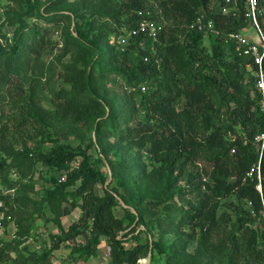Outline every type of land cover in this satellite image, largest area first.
<instances>
[{
	"label": "trees",
	"instance_id": "16d2710c",
	"mask_svg": "<svg viewBox=\"0 0 264 264\" xmlns=\"http://www.w3.org/2000/svg\"><path fill=\"white\" fill-rule=\"evenodd\" d=\"M260 4L264 9V0ZM223 7V0L116 2L100 14L128 31L138 30L145 20L163 25L155 39L142 32L122 50L101 46L106 34L94 33V19L79 10L46 17L28 3V17L56 28L65 22L70 29L73 19H83L85 29L76 23V35L66 33L65 43L87 59L83 69L76 63L66 66L62 80L69 89L55 93V108L49 111L31 103L20 72L27 74L39 64V56L52 44L54 28L22 24L18 33L24 34L16 35L12 47L0 45V172L7 158L17 168H31L35 154L27 147L40 138L52 148L37 160L62 173L49 177L42 196L40 218L46 219L41 235H50V251L33 250L28 243L41 235L35 234L39 215L32 204L27 207L33 200L26 190L32 188L25 185L20 187L24 194L15 198L25 218L16 224V237L0 243V264H50L49 255L63 244L72 245V255L79 259L95 258L101 245H107L112 264H143L149 255L150 264L161 255L168 257L166 264H264V149L257 141L264 130L262 96L254 77L246 78L251 74L248 60L239 56L233 42H225L229 33L248 25L245 8L239 4L234 17L225 15ZM200 16L213 21L221 36L192 29ZM107 74L122 79L120 99L106 91ZM99 118L95 140L90 137L84 148L52 139V121L86 128ZM113 148L115 161L109 157ZM92 149L96 159L89 154ZM126 149L129 155H121ZM132 150L137 155L131 156ZM143 154L150 159V171ZM107 166L111 185H106L109 174L102 170ZM140 179L160 185L158 193L146 197ZM182 180L195 201L187 207L166 205L162 215L157 209ZM98 184L102 195L96 192ZM178 192L180 197L185 194L183 188ZM230 196L249 204L252 213L236 211L235 222L228 212L218 215L221 201ZM10 201L11 196H0V202ZM118 207L122 217L115 214ZM76 209L81 215L64 228L62 219ZM5 222L8 226L11 217ZM134 225L145 229L138 232ZM171 234L176 237L170 241ZM190 242L197 245L194 253L187 250Z\"/></svg>",
	"mask_w": 264,
	"mask_h": 264
},
{
	"label": "rangeland",
	"instance_id": "374dc122",
	"mask_svg": "<svg viewBox=\"0 0 264 264\" xmlns=\"http://www.w3.org/2000/svg\"><path fill=\"white\" fill-rule=\"evenodd\" d=\"M30 1L32 4L34 3L36 8L39 9V11L46 17L50 15H61L63 13L72 14L73 11L79 10L81 15H85L88 20L94 19V33L98 34L101 32L102 35L106 34V40L104 41L105 43H100L101 46L107 44L109 46L115 47V49H121L117 44V39L120 35H122L123 31V34H125L128 30L125 27L120 26L117 23V20H113L108 16L103 17V15L100 14L102 12L110 11V5H113L116 2L119 3L121 0H0V45L3 48L9 49V47H12L14 44L16 35L20 36L24 34V31H20L18 33V29L21 28L22 24L23 27H28L34 23H38L42 26L44 25L53 27L52 23H47L44 20H37V18H30L27 16L26 13L28 10V3ZM72 23L73 25L70 29L67 27L65 22L61 23L58 28L53 27L54 31L51 32L49 36V40H51L52 44H50V46L44 50V53L39 56L41 59L39 64H34L35 66L32 65L31 67L34 66L33 69L28 71L27 74L25 73V70H21L20 72L21 77H23L26 82V93L28 97H31V103L41 109L49 111L53 110L55 108V93L61 89H69V87L62 80V75L67 69L66 66L76 63L78 64V67L83 69L86 64L85 59L87 58H85L84 55L81 57L79 54H77L76 50L66 47L65 35L67 36L66 33L69 34L71 32L73 35H76V31L74 29L76 23L80 29H85V21L83 19L76 20V22L73 19ZM26 37L29 39L30 34H28ZM24 41L26 42L27 39L24 38ZM206 45L209 46L211 43L206 40ZM78 58L83 62L76 61ZM250 75L251 74L248 76ZM32 85H34V89L32 88ZM105 85L106 91L109 93V95H116L117 99L121 98L120 94L124 91L122 79L116 77L113 74H107L105 78ZM145 91L142 90L143 93H146ZM122 101L123 99L118 102V105H121ZM99 121L100 118L96 119V123L92 122L88 124L86 128H81L78 125H70L52 121V139H58L59 141L67 142L74 148H77L80 145H82L84 148L85 145L89 143L90 137H93L95 140V126ZM27 148L30 149L33 154H35L33 160L30 163L31 168L28 166H26L24 169L17 168L13 159L7 158L5 169L0 172V196H11L10 205L0 202V212L5 215V220H7V217H11V221H13L15 226L19 225L18 221L22 216L25 218V212L22 214L17 210L18 204L16 203L15 198L18 195L24 194L20 187L27 185L30 189L32 188L30 191L27 189L26 194L28 193L27 196L30 197V199H32L35 204L33 202H29L27 207L32 204V209H34L36 215H39V218L37 219V227L39 228V232L36 231L35 233L38 236L39 234H42L41 232H43L42 230H44L45 227L46 218H40V215L43 213L44 209V205L42 204V196L44 195V191L50 186L48 179L49 177L53 176L58 177L62 173L49 170L43 165L42 162L37 160V156L44 155L51 150V143H43L41 142V139L38 138L35 139V141L29 143ZM113 151H117V148H113L111 150L109 157L112 161H115L116 157L112 155ZM89 154L93 159L97 158V155L93 149L89 151ZM121 155H129L128 149L124 150ZM132 155H137V150H132L131 156ZM142 157L143 160L150 166L148 167V171H150L151 162L148 155L143 154ZM102 170L109 174L106 185H111L113 183V177L110 172V167H104ZM139 186L142 187V190H145L144 195L146 197H152L154 191L158 193L160 188V185H153L148 183L147 180L141 181V179L139 181ZM185 186V182L182 180L177 187L172 189L175 194L173 196L169 194V199L165 200V202L160 205L159 209H157L160 211V213H162V215H165L166 209H164V207L166 205H174V207H187L189 202L195 201V194L189 192V189H187ZM179 188L184 189L185 194L183 197L179 196ZM96 192L97 194H103L102 184L97 185ZM12 209H14L15 212H13ZM236 211L252 213V209L249 204H247L245 201L238 200L235 196H230L229 198L221 201L218 215L228 212L231 214L232 219L235 222ZM17 212H19V215ZM80 213L81 211L76 209L69 216H65L62 219L64 228L68 229L76 221V217ZM15 214L18 216H15ZM115 214L118 217H122V209L120 207L116 208ZM44 215L47 216V218L51 216L46 211ZM3 224L4 229L5 227L7 228V222L4 221ZM21 224L23 228H26L23 223ZM258 226V222L257 224H252V227ZM49 227L52 233H58V235H60L56 226L49 225ZM133 228L137 229L138 232L145 229L144 226L136 227V225H134ZM184 229L187 230L188 228ZM8 231L9 232L7 233L6 230H4L3 237H1L0 233V243L2 241L11 242L13 240V237L11 236L14 232L13 227H11ZM47 233L48 232H46L45 235L39 236L37 239L34 238V241L30 240V242H28L31 244L33 250H38L39 252L45 250L50 251L52 242L50 235ZM175 237L176 236L174 234H171L168 236V239L171 241L174 240ZM81 240L82 239H79L78 241L81 242ZM103 246L104 244H102L99 248V254L97 257H86L79 259L78 256L72 255V245L69 246L68 244H63L61 245L60 250L53 251L49 255L48 260L50 264H112L111 260L109 259V249L107 245L106 247ZM196 247L197 245L195 242H190L187 250L189 253H194ZM13 257L15 256L13 255ZM171 262L172 261H170V263ZM205 262H207V260H205ZM141 263L150 264L151 258L150 260H142ZM166 263H168L167 256L161 255L154 258V264ZM211 264H214V262Z\"/></svg>",
	"mask_w": 264,
	"mask_h": 264
},
{
	"label": "built area",
	"instance_id": "2783aa9c",
	"mask_svg": "<svg viewBox=\"0 0 264 264\" xmlns=\"http://www.w3.org/2000/svg\"><path fill=\"white\" fill-rule=\"evenodd\" d=\"M224 7L223 13L225 15H232L234 17L238 14L239 4L243 5L245 8V18L248 22V25L244 30L237 33H229L226 36L225 42H233L236 45V50L239 56L246 58L248 60L247 68L251 71V75L255 79L257 89L261 93V111L264 114V24L261 21V18L264 16V9L260 4V0H223ZM197 27L200 31H206L207 33L213 35L214 37L221 36L219 30L215 29L213 21H205L203 16L198 17L195 24L191 25V28L194 29ZM163 29V25L156 24L154 21H143L140 24L138 30H130L125 34H122L117 39L118 46L124 50L129 44V41L134 36L139 33H146L151 38H156L158 32ZM145 91V88L142 89ZM257 141L261 144V147L264 149V130L257 137ZM77 215V219L79 218ZM5 215L0 212V233L1 237L4 236V230L8 233L9 229L13 227L14 232L11 235L13 238L16 237L18 231L17 226L11 221L7 228L4 229Z\"/></svg>",
	"mask_w": 264,
	"mask_h": 264
},
{
	"label": "water",
	"instance_id": "95a60500",
	"mask_svg": "<svg viewBox=\"0 0 264 264\" xmlns=\"http://www.w3.org/2000/svg\"><path fill=\"white\" fill-rule=\"evenodd\" d=\"M110 176H111V175H110ZM120 202H121V204H122L124 207H126L125 204H124L122 201H120ZM150 258H151V255H149L148 260H150Z\"/></svg>",
	"mask_w": 264,
	"mask_h": 264
},
{
	"label": "crops",
	"instance_id": "0c3cea01",
	"mask_svg": "<svg viewBox=\"0 0 264 264\" xmlns=\"http://www.w3.org/2000/svg\"><path fill=\"white\" fill-rule=\"evenodd\" d=\"M104 247V246H103Z\"/></svg>",
	"mask_w": 264,
	"mask_h": 264
}]
</instances>
